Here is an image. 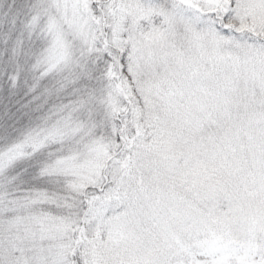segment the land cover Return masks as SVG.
I'll return each instance as SVG.
<instances>
[{
  "label": "snow or ice",
  "instance_id": "1",
  "mask_svg": "<svg viewBox=\"0 0 264 264\" xmlns=\"http://www.w3.org/2000/svg\"><path fill=\"white\" fill-rule=\"evenodd\" d=\"M0 264H264V0H0Z\"/></svg>",
  "mask_w": 264,
  "mask_h": 264
}]
</instances>
